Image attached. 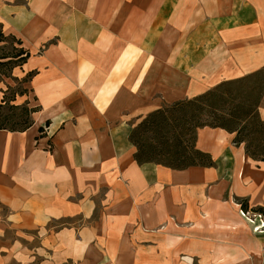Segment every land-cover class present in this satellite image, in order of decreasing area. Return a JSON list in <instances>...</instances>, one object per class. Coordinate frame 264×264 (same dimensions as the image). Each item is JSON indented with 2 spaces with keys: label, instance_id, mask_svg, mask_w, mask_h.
Here are the masks:
<instances>
[{
  "label": "crops",
  "instance_id": "obj_1",
  "mask_svg": "<svg viewBox=\"0 0 264 264\" xmlns=\"http://www.w3.org/2000/svg\"><path fill=\"white\" fill-rule=\"evenodd\" d=\"M0 27L30 53L13 75L36 72L15 104L40 108L0 130V264H264L237 201L264 208V162L235 134L200 129L215 166L186 170L139 165L130 141L264 69V0H0Z\"/></svg>",
  "mask_w": 264,
  "mask_h": 264
},
{
  "label": "trees",
  "instance_id": "obj_2",
  "mask_svg": "<svg viewBox=\"0 0 264 264\" xmlns=\"http://www.w3.org/2000/svg\"><path fill=\"white\" fill-rule=\"evenodd\" d=\"M9 46H4L7 44ZM0 83L30 58L21 40L7 36L0 27ZM36 72L28 73L16 88L8 87L0 102V130L25 132L32 127L33 114L40 110L29 102L15 104L29 92L23 87ZM264 98V69L254 74L225 81L208 92L178 101L147 115L130 134L139 165L157 164L174 170L215 166L212 157L197 148L198 131L222 129L235 134L233 143L245 146L246 154L264 162V121L259 109ZM43 132V129H40ZM248 212V203L239 202ZM264 213L263 209L257 210Z\"/></svg>",
  "mask_w": 264,
  "mask_h": 264
},
{
  "label": "rangeland",
  "instance_id": "obj_3",
  "mask_svg": "<svg viewBox=\"0 0 264 264\" xmlns=\"http://www.w3.org/2000/svg\"><path fill=\"white\" fill-rule=\"evenodd\" d=\"M5 34V33H4ZM0 46H3L2 44H0ZM4 46H9L8 43L5 44ZM25 77V76H24ZM24 77L22 78H19V77H15L13 75V71L11 73V76L9 78H3L2 82L4 83H7L5 84L6 85V88L4 91L7 90V88L10 86V87H13V88H16L17 86H19V80H22ZM29 93L27 95H25L26 97H28V100H30V102L32 104H35L34 100H33V96L31 95V91L30 89L27 87V83L24 84L23 86ZM23 96V97H25ZM23 105V104H22ZM244 145V144H243ZM245 147V146H244ZM237 201H242V200H238ZM260 209H263L262 207H257L255 208V212H252V211H248V212H243L244 214V218L247 220V222L249 223V225L251 226V230L252 232L255 234V235H264V213L263 212H260V211H257V210H260ZM135 236V235H134ZM137 237V236H135Z\"/></svg>",
  "mask_w": 264,
  "mask_h": 264
},
{
  "label": "bare ground",
  "instance_id": "obj_4",
  "mask_svg": "<svg viewBox=\"0 0 264 264\" xmlns=\"http://www.w3.org/2000/svg\"><path fill=\"white\" fill-rule=\"evenodd\" d=\"M236 231V230H235Z\"/></svg>",
  "mask_w": 264,
  "mask_h": 264
}]
</instances>
